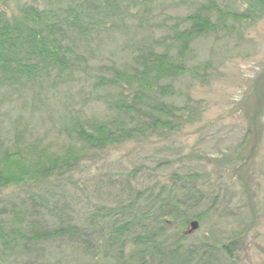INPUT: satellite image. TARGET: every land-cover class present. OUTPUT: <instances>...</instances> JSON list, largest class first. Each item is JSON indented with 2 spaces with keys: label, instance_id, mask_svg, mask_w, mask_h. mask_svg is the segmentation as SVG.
Here are the masks:
<instances>
[{
  "label": "trees",
  "instance_id": "1",
  "mask_svg": "<svg viewBox=\"0 0 264 264\" xmlns=\"http://www.w3.org/2000/svg\"><path fill=\"white\" fill-rule=\"evenodd\" d=\"M50 2L46 8L25 4L13 15L0 11V101L24 103L26 111L16 113L21 121L7 128L10 133L0 131V264H240L247 257L244 235L217 244L189 240L212 213H226L209 175L173 173L169 185L151 180L141 188L133 182L139 170L130 180L121 170L95 172L89 164L125 144L199 121L202 101L177 87L190 76L210 81L214 66L194 62L195 44L212 33L235 32L231 21L263 19L264 0H244L243 12L208 0L184 17H170L165 36L136 41L127 63L101 66L94 100L106 106V118L86 116L79 102L63 101L58 93L93 68L81 45L125 23L135 0ZM179 93L186 99L182 106L172 101ZM250 101L255 106L245 108L243 140L253 143L250 155L243 158L246 147L240 145L223 159L240 179L264 131V72L244 104ZM34 118L57 124V141L35 137ZM89 175L116 196L112 205L95 204L82 219L73 189H81ZM254 224L255 218L247 229Z\"/></svg>",
  "mask_w": 264,
  "mask_h": 264
},
{
  "label": "rangeland",
  "instance_id": "2",
  "mask_svg": "<svg viewBox=\"0 0 264 264\" xmlns=\"http://www.w3.org/2000/svg\"><path fill=\"white\" fill-rule=\"evenodd\" d=\"M50 1L53 0H0V11L13 15L25 4L46 8ZM73 1L76 0H62V5ZM214 1L222 9L238 8L239 12H243L246 8L244 0ZM203 4L207 5L208 0H135V5L130 7L131 16L125 23L117 22L119 28L103 32L90 45H81L85 58L93 68L89 70V75L81 76L70 86L63 87L64 91L58 93L59 98L79 102L78 107L84 110L86 116L106 118V106L94 100L97 93L93 89V82L96 74L100 73V67L127 63L131 48L138 41L165 36L173 24L170 17H184ZM230 26L235 28V32L212 33L194 46L197 53L194 62L203 67V63L209 61L214 66L208 71L212 75L209 83L203 84L190 76L177 86L180 92L189 94L196 102L202 101L203 114L199 121L183 127L179 132L154 136L148 142L125 144L111 150L105 161L98 160L96 164L91 162L89 165L95 172L96 167L116 175L121 170V174L129 175L130 180L133 173L139 170L136 172L138 180L133 182L141 188L151 180H160L169 185L173 173L209 175L207 178L210 177L214 183L215 193L220 194L217 198L220 210L226 208V213L224 210L212 213L201 228L190 235L189 240L198 244L204 241L217 244L227 242L233 235H244L248 243L247 257L240 264H264V131L257 142L253 160L241 167L243 179L223 160L224 156L233 155L240 145L246 147L241 151V156L246 158L253 145L250 138L248 143H243L248 129L244 111L248 105L253 108L255 101L249 104H244V101L264 72V18L255 24L231 21ZM2 98L5 99L4 96ZM185 100V96L179 93L172 101L182 106ZM23 108L24 103L15 106L8 101H0V131L10 133L7 128L21 121V118H16V113L26 112ZM42 122V119L40 122H37V118L33 119L30 125L32 134L44 137L48 142L57 141L58 125L51 120ZM61 144L56 142L58 147ZM163 161L168 163L162 164ZM92 177L89 175L85 182L79 183L81 189H73L75 208L82 219L95 204L112 205L116 196L114 188L105 189ZM229 211H235L236 215L227 217ZM254 218V226L247 229Z\"/></svg>",
  "mask_w": 264,
  "mask_h": 264
}]
</instances>
